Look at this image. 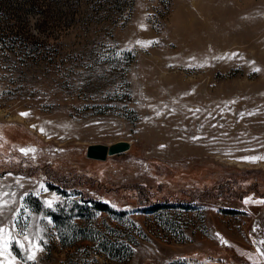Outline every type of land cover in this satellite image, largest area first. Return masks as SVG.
Segmentation results:
<instances>
[{
  "label": "rangeland",
  "instance_id": "1",
  "mask_svg": "<svg viewBox=\"0 0 264 264\" xmlns=\"http://www.w3.org/2000/svg\"><path fill=\"white\" fill-rule=\"evenodd\" d=\"M5 201L4 264H264V0H0Z\"/></svg>",
  "mask_w": 264,
  "mask_h": 264
},
{
  "label": "water",
  "instance_id": "2",
  "mask_svg": "<svg viewBox=\"0 0 264 264\" xmlns=\"http://www.w3.org/2000/svg\"><path fill=\"white\" fill-rule=\"evenodd\" d=\"M128 142L117 139L109 143L92 142L85 147V156L95 159H104L106 155L115 154L126 150Z\"/></svg>",
  "mask_w": 264,
  "mask_h": 264
},
{
  "label": "snow or ice",
  "instance_id": "3",
  "mask_svg": "<svg viewBox=\"0 0 264 264\" xmlns=\"http://www.w3.org/2000/svg\"><path fill=\"white\" fill-rule=\"evenodd\" d=\"M233 55H235V54H233ZM254 71H260V69H254ZM21 115H27V113H22ZM21 151L24 152L25 155H27V152H28V151H34V149H28V150L21 149ZM252 159H256V158H252ZM247 202H248V201H246V203H247ZM260 202H261V203H264V201H260ZM6 206H7V202H6V201L3 202V203H0V215L3 214V210H4V208H5ZM3 233H5V229H4V228H0V234H3ZM217 236H219V234H217ZM3 239H4L3 251H0V256L5 255V253L7 252V248H8L7 237H4ZM25 239H26V240L28 239L27 236L25 237ZM222 242H223V243H227V241H223V240H222ZM261 243H264V241H262ZM20 246L23 247V245H20ZM33 247L36 248L37 250H40L39 245H33ZM261 255H264V252H262ZM27 259H29V260H33V261H34V260H35V252L33 251V252L27 257ZM0 264H4V262H3V261H0ZM8 264H15V262H14V258L11 259V260H9V261H8Z\"/></svg>",
  "mask_w": 264,
  "mask_h": 264
},
{
  "label": "trees",
  "instance_id": "4",
  "mask_svg": "<svg viewBox=\"0 0 264 264\" xmlns=\"http://www.w3.org/2000/svg\"><path fill=\"white\" fill-rule=\"evenodd\" d=\"M131 2H132V0H126V5H127L128 9L130 8ZM101 207H104V205H102Z\"/></svg>",
  "mask_w": 264,
  "mask_h": 264
}]
</instances>
